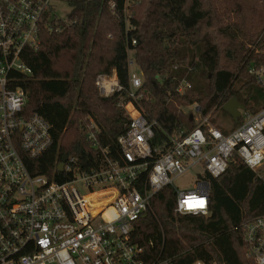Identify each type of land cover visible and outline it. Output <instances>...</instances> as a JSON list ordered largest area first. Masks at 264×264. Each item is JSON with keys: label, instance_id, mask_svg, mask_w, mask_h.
Instances as JSON below:
<instances>
[{"label": "trees", "instance_id": "trees-1", "mask_svg": "<svg viewBox=\"0 0 264 264\" xmlns=\"http://www.w3.org/2000/svg\"><path fill=\"white\" fill-rule=\"evenodd\" d=\"M67 20H49L38 50L27 48L22 62L31 75L14 72L15 87L27 92L24 115L42 117L53 145L26 163L33 175L66 180L57 172L63 156L83 172L106 159H120L118 138L130 120L120 106L128 101L130 57L143 76L136 103L156 122L151 145L164 151L173 137L187 136L198 124L175 107H196L224 134L264 107V88L254 71H264V6L252 0H68ZM49 20V22H48ZM136 44L133 45L132 42ZM116 72L123 90L99 94L96 78ZM190 85L183 93V83ZM236 98L246 107L236 124L223 107ZM220 112L223 123L213 116ZM96 126L95 139L89 127ZM207 133V127H203ZM210 183L209 216L178 215L176 195L166 187L132 231L146 263L256 264L243 239L242 224L264 215V174L234 155Z\"/></svg>", "mask_w": 264, "mask_h": 264}, {"label": "built area", "instance_id": "built-area-1", "mask_svg": "<svg viewBox=\"0 0 264 264\" xmlns=\"http://www.w3.org/2000/svg\"><path fill=\"white\" fill-rule=\"evenodd\" d=\"M50 1L0 0V264H148L132 231L151 210L157 193L173 189L178 215L209 216L206 174L220 177L237 155L262 177L264 107L228 134L201 117L193 131L171 138L162 151L151 145L157 123L148 122L136 106L144 97L143 76L130 77L128 101L120 103L130 120L129 130L118 138L120 159H106L100 169L83 172L68 158L61 172L64 181L33 175L26 160L46 153L53 138L42 117L24 115L27 92L15 87L11 74L31 75L22 54L40 48L47 13L49 20L58 19ZM253 73L264 88V71ZM96 87L104 98L123 90L115 71L99 75ZM189 87L184 82L178 92ZM89 129L95 139L96 126ZM198 167L202 171L195 189L185 192L174 186L176 179ZM242 228L256 264H264V215L247 220Z\"/></svg>", "mask_w": 264, "mask_h": 264}, {"label": "rangeland", "instance_id": "rangeland-1", "mask_svg": "<svg viewBox=\"0 0 264 264\" xmlns=\"http://www.w3.org/2000/svg\"><path fill=\"white\" fill-rule=\"evenodd\" d=\"M252 2H255L256 5H258L259 7L264 6V0H252ZM49 7H50L51 12L61 20H67L68 15L70 14L72 10L67 0H51ZM130 63H132L130 65V77L131 78L135 76L141 77L142 72L139 69V67L134 63V61L132 60V57H130L129 64ZM175 107L178 109V111H180L184 115L192 114L196 123L197 124L200 123L201 116L196 112V109L194 107H180L176 104H175ZM221 117H222L221 113L218 112L213 116L212 121H215V122L217 121L218 124H221L223 126H226L227 128H230L231 126L229 124L223 123ZM211 125L217 126L215 123H212ZM201 171L202 169L200 167L196 168L195 170L189 171L182 177L176 179L174 181V186L178 190L185 191V192L195 189L198 181L200 180L199 173ZM263 174H264V169L260 171V175L263 176Z\"/></svg>", "mask_w": 264, "mask_h": 264}, {"label": "water", "instance_id": "water-1", "mask_svg": "<svg viewBox=\"0 0 264 264\" xmlns=\"http://www.w3.org/2000/svg\"><path fill=\"white\" fill-rule=\"evenodd\" d=\"M223 109L232 117L233 121L238 124L239 119L242 117V113L246 110V107L241 104L236 98H233L227 104H225ZM67 160L68 156H63L60 164L57 166V172H63Z\"/></svg>", "mask_w": 264, "mask_h": 264}]
</instances>
